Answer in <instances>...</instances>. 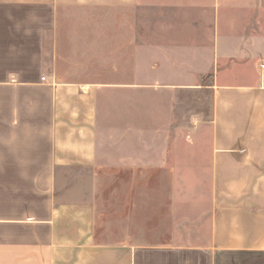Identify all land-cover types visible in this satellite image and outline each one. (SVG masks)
Listing matches in <instances>:
<instances>
[{
	"label": "crops",
	"instance_id": "obj_1",
	"mask_svg": "<svg viewBox=\"0 0 264 264\" xmlns=\"http://www.w3.org/2000/svg\"><path fill=\"white\" fill-rule=\"evenodd\" d=\"M0 264H264V0H0Z\"/></svg>",
	"mask_w": 264,
	"mask_h": 264
},
{
	"label": "rangeland",
	"instance_id": "obj_2",
	"mask_svg": "<svg viewBox=\"0 0 264 264\" xmlns=\"http://www.w3.org/2000/svg\"><path fill=\"white\" fill-rule=\"evenodd\" d=\"M210 103V99L209 96H205V95H190V101L189 104L191 105V109L192 108H197L198 106H202L203 108L205 106H207Z\"/></svg>",
	"mask_w": 264,
	"mask_h": 264
}]
</instances>
